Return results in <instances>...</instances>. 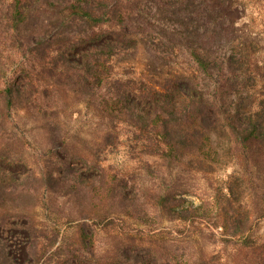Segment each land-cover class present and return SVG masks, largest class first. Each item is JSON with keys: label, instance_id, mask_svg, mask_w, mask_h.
Instances as JSON below:
<instances>
[{"label": "trees", "instance_id": "1", "mask_svg": "<svg viewBox=\"0 0 264 264\" xmlns=\"http://www.w3.org/2000/svg\"><path fill=\"white\" fill-rule=\"evenodd\" d=\"M247 8L245 0H0V205L23 200L35 184L39 198L46 193L64 197L69 205L78 203L72 207L81 212L93 205L92 216L81 217L85 247L92 242L88 220L105 228L127 219L149 222L157 217L191 225L218 210V196L200 194L199 203L188 201L182 196L187 189L165 183L162 167L150 169L148 162H143L145 171L158 182L146 186L110 174L99 153L92 163H78L76 153L62 151L61 165L42 164L38 152L34 161L24 159L14 144H22L24 137L9 131V124L15 125L19 115L53 120L62 94L108 118L112 131L125 124L141 141H155L158 149L146 145L144 154L161 160L169 175L184 170L186 161L197 174L219 158L227 161L233 171L227 192L220 195L226 215L222 227L228 232L223 239L238 246V253L252 249V224L264 219V49L258 46L264 34L254 33L246 22ZM143 38L153 59L174 57L167 73L154 80L140 73L124 77L103 71L102 59L126 45L137 48ZM12 51L21 59L8 65L3 54ZM178 57H184L187 66L176 61ZM52 124L50 140L55 139ZM109 138L107 133L106 145L113 142ZM55 142L59 150L64 148V139ZM75 164L80 170L74 180ZM11 165L25 168L22 177L14 176ZM68 217L66 222H72ZM9 234L11 239L22 234L27 258L21 263L5 243ZM58 234L49 237L22 210L0 212V264H42L49 249L43 241L54 244ZM232 256L235 259L226 256L220 264H253L238 259L237 253ZM196 262L165 257L131 242L117 245L109 261L72 255L60 264ZM254 264H264V256Z\"/></svg>", "mask_w": 264, "mask_h": 264}, {"label": "rangeland", "instance_id": "2", "mask_svg": "<svg viewBox=\"0 0 264 264\" xmlns=\"http://www.w3.org/2000/svg\"><path fill=\"white\" fill-rule=\"evenodd\" d=\"M245 1L248 5L246 22L251 25L254 33L264 34V0ZM134 31L139 30L134 28ZM143 39L144 41H141L137 48L126 45V49L117 55L102 59L105 66L102 68L103 71L121 74L124 77L140 73L147 79L154 80L167 73L173 66L174 57L160 61L153 59V56L149 54V41L146 38ZM261 41L262 43L258 46L264 49V36L261 37ZM3 57L5 59L3 61L8 65L21 59L16 51L5 52ZM176 61L187 66L184 63L186 61L184 57H178ZM17 79L21 78L18 76ZM58 99L60 104L56 107L59 114L54 116L53 120L50 116L46 120L40 121L19 115L15 117V125L9 124V131H14L15 135L24 137L21 141L24 146L20 143L16 145L14 142L15 149L16 147L18 149L16 152L22 154L24 159L32 162L35 159L34 153L38 152V155L41 154L40 162L42 164L43 162H49L48 164L60 162L61 165L62 158L58 153L62 151L61 153L65 155L76 153L80 158L79 162L76 160L78 163L81 161L92 163L94 154L99 153L110 174H116L118 177L126 175L136 183L146 186L158 182L152 175L146 173L143 162H148L152 166L150 169L162 167L160 169L164 170L165 183L177 185L178 189H187V192H184L182 196L186 197L188 201L199 203L197 196L200 194L209 197L218 196L220 201L216 204L218 210L213 211L212 217L200 218L191 225L157 217L156 220L149 218V222L127 219L118 221V226L105 228L106 226L103 227V224H94L88 220L90 225L87 234L92 235V242L85 247L81 242L84 221L81 217H86L87 214L92 216V211H89L93 205H89L84 212H81L77 206L72 207L73 204L78 203L73 202L69 205L65 203L64 197H58V199L51 195L47 196L46 193V196L39 198L35 189L38 184H35L31 195H27L23 200L5 201L3 206L0 205V212L9 209L22 210L26 217H32L37 225L43 227L49 237L52 233L56 235L59 232L54 244L49 243L48 239L43 241V245L49 249L42 264H60L72 255L80 257L82 260L101 258V261H109L117 245L131 242L152 247L162 256H176L183 261H197L196 264H220L219 261L224 260L226 256L235 259L232 255H236V253L238 259L243 258L254 264L259 256H264V219L252 224L251 236L256 241L252 249L241 250L238 253V246H232L223 239L228 237V232L222 227L226 215L223 205L225 202L220 199V195L227 192L228 178L233 171L231 166L225 165L227 161L219 158L213 167L206 166L202 174L195 173L194 167H191L186 161L183 166L184 170L181 172L172 171V175H169V171L161 160L144 154L148 145L154 150L158 149L155 141H141L138 136L140 134H134L133 128L125 124H118L117 129L112 131L110 129L112 123L108 118L98 114V111L86 107L84 103L72 96L65 98L61 94ZM48 119L54 125V140H50L48 137V133L50 136V121ZM45 123L48 125L46 126L48 131L45 129ZM107 133L111 134L112 139L109 138V140L113 141L108 145H106L107 140L105 139ZM58 139L65 140L64 148L61 150H59L60 144L55 142ZM3 144L4 138L0 136V148L4 146ZM23 147L28 149V152L23 151ZM10 168L15 173L17 172L14 175L16 177H22L20 174L25 171V168L20 165H11ZM72 168V178L75 180V171L80 170V165L75 164ZM87 168L88 166H85L86 172ZM84 175L85 178L90 177L89 173H84ZM238 191L241 192L240 189H237ZM235 208L237 207L235 206ZM232 210L234 209H230L231 212H233ZM68 215L73 217L72 222H66L65 216L68 217ZM230 216L231 214H229ZM21 235L11 239L9 234L10 239L6 240L5 238L10 253L19 263L27 258L26 251L20 241ZM4 236H8L7 232ZM200 247L203 249H199ZM81 253L87 257L80 256Z\"/></svg>", "mask_w": 264, "mask_h": 264}]
</instances>
